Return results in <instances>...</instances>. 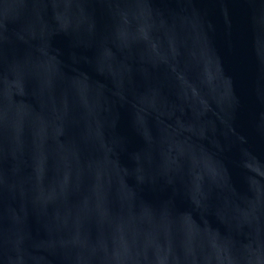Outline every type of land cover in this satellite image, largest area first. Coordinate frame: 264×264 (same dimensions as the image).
<instances>
[{
  "label": "water",
  "instance_id": "water-1",
  "mask_svg": "<svg viewBox=\"0 0 264 264\" xmlns=\"http://www.w3.org/2000/svg\"><path fill=\"white\" fill-rule=\"evenodd\" d=\"M0 264H264V0H0Z\"/></svg>",
  "mask_w": 264,
  "mask_h": 264
}]
</instances>
